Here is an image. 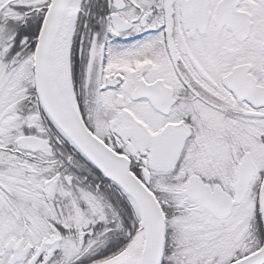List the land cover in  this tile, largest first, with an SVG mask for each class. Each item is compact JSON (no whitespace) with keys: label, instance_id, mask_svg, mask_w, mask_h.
Listing matches in <instances>:
<instances>
[{"label":"snow or ice","instance_id":"obj_1","mask_svg":"<svg viewBox=\"0 0 264 264\" xmlns=\"http://www.w3.org/2000/svg\"><path fill=\"white\" fill-rule=\"evenodd\" d=\"M0 264H264V0H0Z\"/></svg>","mask_w":264,"mask_h":264}]
</instances>
